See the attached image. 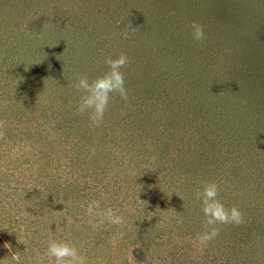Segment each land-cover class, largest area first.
Wrapping results in <instances>:
<instances>
[{
	"label": "trees",
	"instance_id": "16d2710c",
	"mask_svg": "<svg viewBox=\"0 0 264 264\" xmlns=\"http://www.w3.org/2000/svg\"><path fill=\"white\" fill-rule=\"evenodd\" d=\"M130 20L146 34L114 35ZM121 53L128 99L96 127L72 85ZM0 131V264H27L13 208L88 264H264V0H0ZM208 182L244 222L201 250Z\"/></svg>",
	"mask_w": 264,
	"mask_h": 264
},
{
	"label": "clouds",
	"instance_id": "9594fccd",
	"mask_svg": "<svg viewBox=\"0 0 264 264\" xmlns=\"http://www.w3.org/2000/svg\"><path fill=\"white\" fill-rule=\"evenodd\" d=\"M131 24H128L123 30L114 33L124 39L135 35V30L129 32ZM193 39L203 42L205 33L203 26L193 21L191 24ZM104 64L107 65V71L102 75L89 79L86 74H82L72 85L74 89L80 92L77 114L88 115L91 123L100 127L108 110L111 94H119L121 99H128V92L125 88V75L122 71L128 65V57L121 53L117 58H105ZM3 131H0V137H3ZM196 198L201 202L202 212L206 217L204 221L205 230L199 233L195 240L199 249L207 248L208 245L219 235L218 224L240 225L244 222V213L236 206L225 207L219 197V186L216 182L204 184L202 190L195 193ZM144 202V201H142ZM146 203V202H145ZM85 212L90 217L99 216L113 225H123L124 218L117 215L112 208L102 210L99 201L93 200L85 207ZM90 226L98 228L100 225L92 220ZM114 242V241H113ZM46 254L53 264H88L87 257L81 255L76 246L68 241L51 240L47 245Z\"/></svg>",
	"mask_w": 264,
	"mask_h": 264
},
{
	"label": "rangeland",
	"instance_id": "374dc122",
	"mask_svg": "<svg viewBox=\"0 0 264 264\" xmlns=\"http://www.w3.org/2000/svg\"><path fill=\"white\" fill-rule=\"evenodd\" d=\"M128 24H131L132 26L131 28L128 29L129 32H133L135 30V35L133 36H137V35L142 36L146 34V31H145L146 26L142 20H139V21L130 20L128 21ZM14 214H16L18 217H15ZM20 215H22V212H18L16 208H13L11 211H9V213H7L6 219H9L11 223L14 224L10 226L12 228H15L16 232L18 233L17 239H19V241L25 245L27 252L25 251L26 253L24 254V259H25L24 261L27 264H40V263L41 264L43 263L51 264V262L53 263L51 258L47 256L46 252L42 253L41 255H37L38 252L37 250L34 249L35 243L50 242L51 239H49L46 236L48 233H45V235H43V232L39 229L42 225H26L27 222L29 221L26 220L24 217H19ZM46 226L49 227V225H46ZM28 227L29 229H27ZM32 250H34V252H31ZM90 256L92 257L91 259L92 263L103 264L104 260L102 259L101 255H97L96 257H93V253H91ZM106 256H107V253H106ZM94 258H96V261L94 260ZM8 262H9V258L8 259L6 258L5 263H8ZM112 262L113 264H129L128 260H127V263H124L123 259L122 260L115 259ZM130 262L132 263V259H130Z\"/></svg>",
	"mask_w": 264,
	"mask_h": 264
}]
</instances>
